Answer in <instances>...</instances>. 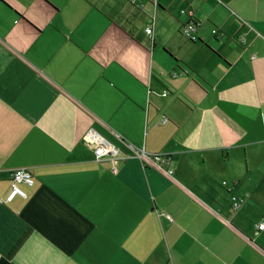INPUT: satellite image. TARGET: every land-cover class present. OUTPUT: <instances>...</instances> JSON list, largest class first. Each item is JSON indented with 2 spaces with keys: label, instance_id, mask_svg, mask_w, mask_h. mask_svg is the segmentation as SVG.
I'll list each match as a JSON object with an SVG mask.
<instances>
[{
  "label": "crops",
  "instance_id": "crops-1",
  "mask_svg": "<svg viewBox=\"0 0 264 264\" xmlns=\"http://www.w3.org/2000/svg\"><path fill=\"white\" fill-rule=\"evenodd\" d=\"M262 218L264 0H0V264H264Z\"/></svg>",
  "mask_w": 264,
  "mask_h": 264
},
{
  "label": "built area",
  "instance_id": "built-area-1",
  "mask_svg": "<svg viewBox=\"0 0 264 264\" xmlns=\"http://www.w3.org/2000/svg\"><path fill=\"white\" fill-rule=\"evenodd\" d=\"M131 2L134 0H130ZM191 21H187L184 24L180 25V32L182 35L190 40L196 41L197 38L195 36V26L196 22L193 20L191 16V12L188 13ZM145 31L147 34L151 35L152 26L147 25L145 27ZM85 141L90 147H92L94 156L97 160L103 159L105 157L115 156L117 154V150L110 144H108L105 140H103L96 132L90 129L84 136ZM171 170H168L170 172ZM9 179H10V188L7 194L4 197V202L10 201L14 196L19 195L21 197H25V191L20 187L21 184L32 185L34 182L33 176L31 172L24 168L18 167L9 170ZM232 204L237 206L239 199L236 196H231ZM264 228V218L258 223L257 230H262Z\"/></svg>",
  "mask_w": 264,
  "mask_h": 264
},
{
  "label": "rangeland",
  "instance_id": "rangeland-1",
  "mask_svg": "<svg viewBox=\"0 0 264 264\" xmlns=\"http://www.w3.org/2000/svg\"><path fill=\"white\" fill-rule=\"evenodd\" d=\"M220 185H222V184H220ZM257 201H258V199H257Z\"/></svg>",
  "mask_w": 264,
  "mask_h": 264
},
{
  "label": "trees",
  "instance_id": "trees-1",
  "mask_svg": "<svg viewBox=\"0 0 264 264\" xmlns=\"http://www.w3.org/2000/svg\"><path fill=\"white\" fill-rule=\"evenodd\" d=\"M189 21H191V20H189Z\"/></svg>",
  "mask_w": 264,
  "mask_h": 264
}]
</instances>
